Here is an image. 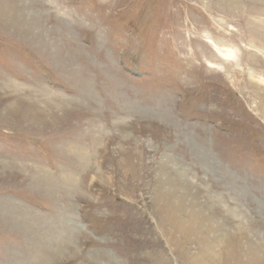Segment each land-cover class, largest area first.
<instances>
[{
  "label": "rangeland",
  "instance_id": "rangeland-1",
  "mask_svg": "<svg viewBox=\"0 0 264 264\" xmlns=\"http://www.w3.org/2000/svg\"><path fill=\"white\" fill-rule=\"evenodd\" d=\"M263 46L264 0H0V264H264Z\"/></svg>",
  "mask_w": 264,
  "mask_h": 264
},
{
  "label": "bare ground",
  "instance_id": "bare-ground-1",
  "mask_svg": "<svg viewBox=\"0 0 264 264\" xmlns=\"http://www.w3.org/2000/svg\"><path fill=\"white\" fill-rule=\"evenodd\" d=\"M67 17V16H66ZM264 47V46H263ZM261 49V48H260ZM225 50V49H224ZM226 51V50H225ZM228 54H231V53H228ZM228 57V56H227ZM254 75V74H253ZM258 78V77H257ZM261 80H263L262 78H261ZM260 80V81H261ZM255 82V81H254ZM261 83V82H260ZM258 86H259V84H258ZM7 205V204H6ZM1 209V208H0ZM211 254L212 255H210V256H212L211 258H209L210 259V261H212L213 263H217V259H218V255H217V252H215V253H213V252H211ZM204 261H207V260H205L204 259Z\"/></svg>",
  "mask_w": 264,
  "mask_h": 264
}]
</instances>
